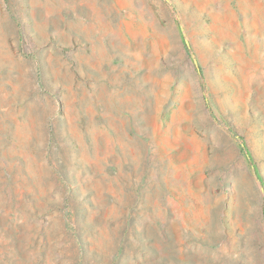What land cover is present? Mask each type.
I'll return each mask as SVG.
<instances>
[{"label": "rangeland", "instance_id": "374dc122", "mask_svg": "<svg viewBox=\"0 0 264 264\" xmlns=\"http://www.w3.org/2000/svg\"><path fill=\"white\" fill-rule=\"evenodd\" d=\"M0 264H264V0H0Z\"/></svg>", "mask_w": 264, "mask_h": 264}]
</instances>
